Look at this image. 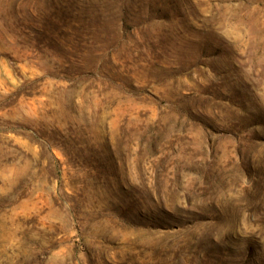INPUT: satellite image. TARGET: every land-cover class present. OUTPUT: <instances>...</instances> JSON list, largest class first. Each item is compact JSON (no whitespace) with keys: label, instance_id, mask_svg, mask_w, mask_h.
<instances>
[{"label":"rangeland","instance_id":"374dc122","mask_svg":"<svg viewBox=\"0 0 264 264\" xmlns=\"http://www.w3.org/2000/svg\"><path fill=\"white\" fill-rule=\"evenodd\" d=\"M0 264H264V0H0Z\"/></svg>","mask_w":264,"mask_h":264}]
</instances>
